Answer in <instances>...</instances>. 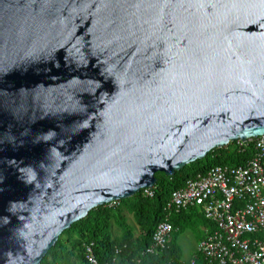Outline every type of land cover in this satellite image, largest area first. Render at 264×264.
<instances>
[{
	"label": "water",
	"instance_id": "obj_1",
	"mask_svg": "<svg viewBox=\"0 0 264 264\" xmlns=\"http://www.w3.org/2000/svg\"><path fill=\"white\" fill-rule=\"evenodd\" d=\"M264 135V0H0V264Z\"/></svg>",
	"mask_w": 264,
	"mask_h": 264
},
{
	"label": "built area",
	"instance_id": "obj_2",
	"mask_svg": "<svg viewBox=\"0 0 264 264\" xmlns=\"http://www.w3.org/2000/svg\"><path fill=\"white\" fill-rule=\"evenodd\" d=\"M250 144L257 153L247 165L214 167L171 194L168 215L197 209L209 223L194 264L200 257L206 264H264V135L244 142L239 139L233 148L243 151ZM142 195L153 197L154 192L145 189ZM174 232L170 222L159 223L146 253H162ZM93 247V243L84 244L85 259L98 264Z\"/></svg>",
	"mask_w": 264,
	"mask_h": 264
},
{
	"label": "trees",
	"instance_id": "obj_3",
	"mask_svg": "<svg viewBox=\"0 0 264 264\" xmlns=\"http://www.w3.org/2000/svg\"><path fill=\"white\" fill-rule=\"evenodd\" d=\"M252 144L243 151L233 148V143L223 149L212 150L204 159L197 160L173 176L156 173L157 183L152 188L153 197H144L142 191L135 196L101 206L89 212L88 216L64 231L40 264H89L84 255V244H94L93 250L98 264H130L140 260L139 264H183L182 251L177 243L178 236L195 225L208 226L209 223L197 209L168 215L167 205L173 191L185 186L187 181L205 176L217 166H245L256 155ZM124 210L134 216L139 227L135 237L133 228L127 223ZM168 221L175 228L167 248L158 255H150L153 233L157 225ZM113 222L123 230L120 238L112 235ZM119 250L118 253L116 251ZM195 264H206L200 257Z\"/></svg>",
	"mask_w": 264,
	"mask_h": 264
},
{
	"label": "rangeland",
	"instance_id": "obj_4",
	"mask_svg": "<svg viewBox=\"0 0 264 264\" xmlns=\"http://www.w3.org/2000/svg\"><path fill=\"white\" fill-rule=\"evenodd\" d=\"M125 216H127V222L130 224V226H134L135 228V234H137L138 228L132 218L131 215L125 213ZM111 232L113 235H119L120 230L118 232V228L116 225H112ZM178 244L181 247L182 251V258L184 262L188 263L190 259L192 258L194 252H195V243L197 241V238L195 237V234L191 230H185L183 233L180 234L178 237ZM197 253V250H196ZM196 255V254H195Z\"/></svg>",
	"mask_w": 264,
	"mask_h": 264
},
{
	"label": "crops",
	"instance_id": "obj_5",
	"mask_svg": "<svg viewBox=\"0 0 264 264\" xmlns=\"http://www.w3.org/2000/svg\"><path fill=\"white\" fill-rule=\"evenodd\" d=\"M125 213H127V214H129V215H131L132 216V218H133V220H134V222H135V219H134V216L132 215V214H130V213H128L126 210H124V212H123V215L125 216ZM125 218H126V220L128 219L127 218V216H125ZM189 221H191L190 223H192L191 224V226H190V228H188V229H186V230H191L194 234H195V237L197 238V241H196V243H195V252H194V254H193V256H192V258L190 259V261L188 262V263H186V262H184V260H183V258H182V261H183V264H194L193 263V259H194V256H195V254H197L196 253V250H197V247H198V244L200 243V241H202L203 240V238H204V235H205V228H206V226H204V225H200V224H198V225H195V224H193V221L192 220H189ZM128 223V222H127ZM129 224V223H128ZM135 224H136V222H135ZM112 225H116L117 226V228H118V232H119V230H120V232L121 233H119V235H113L115 238H120L121 236H122V233H123V230L120 228V226H119V224L118 223H116V222H113V224ZM130 225V224H129ZM136 226H137V228H138V231H137V234H135V228H134V226L132 227L133 228V230H134V235H135V237L136 236H138V234H139V227H138V225L136 224ZM180 236V235H179ZM178 236V237H179ZM178 239V238H177ZM177 243H178V240H177ZM179 245V244H178ZM180 247V246H179ZM181 248V247H180ZM182 250V249H181ZM183 257V256H182ZM76 264H78V262H76Z\"/></svg>",
	"mask_w": 264,
	"mask_h": 264
}]
</instances>
